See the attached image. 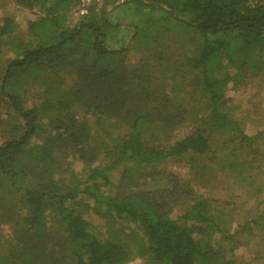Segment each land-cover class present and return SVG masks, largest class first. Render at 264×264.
Here are the masks:
<instances>
[{
  "label": "trees",
  "instance_id": "1",
  "mask_svg": "<svg viewBox=\"0 0 264 264\" xmlns=\"http://www.w3.org/2000/svg\"><path fill=\"white\" fill-rule=\"evenodd\" d=\"M81 1L14 0L43 16L28 28L29 40L38 43L21 45L7 58L1 78L0 101L12 122L9 139L0 144V264H128L135 255L148 264H237L238 230L227 233L219 205L196 197L191 179L181 181L164 166L188 159L198 176L199 158L211 161L213 137L228 130L240 135V146L255 145L256 137L233 121L226 91L264 79V0H104L91 5L74 30H62L59 14ZM129 8L148 11L132 23L142 51L136 65L128 59L133 43L119 46L113 36L131 24L109 19L110 11ZM15 35L14 20L5 18L0 56ZM179 70L197 76L191 86L204 93L210 116L201 130L180 139L149 141L148 129L171 133L187 120L159 85L163 75ZM39 81L37 102L30 105L25 88ZM2 110L0 104L5 125ZM80 111L124 126L107 127L116 137L94 143ZM233 154L244 172L243 154ZM139 166L153 167L147 176L166 181L165 187L143 190ZM248 174L240 180L250 181ZM181 204L182 223L171 218ZM263 218L264 208L246 227L259 228L264 241ZM6 226L13 235L4 240ZM214 233L223 243H214Z\"/></svg>",
  "mask_w": 264,
  "mask_h": 264
},
{
  "label": "rangeland",
  "instance_id": "2",
  "mask_svg": "<svg viewBox=\"0 0 264 264\" xmlns=\"http://www.w3.org/2000/svg\"><path fill=\"white\" fill-rule=\"evenodd\" d=\"M97 3L98 6L102 5V2H92L86 9L87 13L89 7ZM83 7L78 5L76 10L69 11L63 15L62 11L59 16L63 23L61 25L62 30L72 29L74 30L77 23L81 19L80 10ZM115 10V9H114ZM110 11L109 19L115 24H121L122 26L130 25L129 30H119L118 33L114 34V40L119 44L123 42L126 44V48H129L132 43V50L128 55L129 62L131 65H136L140 57H142V51H139L138 47H141L137 42L135 44L134 36L136 32L132 27L134 20L138 19L148 11H136L134 8H129L126 11ZM147 12V13H146ZM65 13V12H64ZM86 13V14H87ZM43 16L38 10H27L18 7L14 0H0V23L5 18H11L14 20L16 25V35L13 41V37L7 38L8 45L4 46L3 52L0 56V84L3 74V67L7 58H13L16 52L21 51V45L32 43L35 46L38 40H29L31 32L28 30L29 23L36 22L39 18ZM63 15V16H62ZM85 15V14H84ZM156 17H160V14H155ZM163 17V16H162ZM175 23L173 21L169 22L170 26ZM172 33H176L171 31ZM169 32V33H171ZM184 32L181 29V34ZM49 39H53L50 35ZM32 41V42H31ZM14 43V45H13ZM15 43L16 46H15ZM135 44V45H134ZM31 47V46H29ZM168 78L166 79V77ZM197 76L181 71L173 74L163 75V80L159 85H164L162 89L166 90L169 96L173 99V104L181 106L186 111V122L178 127L171 133H163L161 131L156 132L153 128L148 129L149 141H174L184 137L190 132H195L201 130L203 126L201 120L208 118L210 115V106L208 105L207 98L204 93L198 88L191 86V81L196 79ZM160 80V79H158ZM157 80V81H158ZM43 81L36 82L29 87L25 88L26 97L29 99L27 101L30 105L32 102H37V92L40 90L41 83ZM19 85H27L24 82H19ZM70 84V83H69ZM157 85V84H156ZM226 95L229 101L228 110L231 113L233 121H235L240 127L241 133L248 137H256L255 145L253 147L240 146L238 143L241 138L236 131L228 130L226 133L217 134L213 137L212 155L210 159L200 157L199 164L201 166L198 176L192 175L193 169L190 167L189 160L172 161L167 163L164 167L165 170L180 176L181 181H186L191 179L192 187L195 191L196 197H202V199L209 200L219 205V208L225 214L224 225L227 233L232 234L238 230L237 236L234 239L236 241L237 250H235V261L237 264H264V241L261 240V232L257 227L247 228V224L251 223L253 220L259 221V214L264 208V79H255L247 87L234 89L233 85H228ZM26 99V100H28ZM34 99V100H31ZM1 108L5 114L4 118L7 123L3 125L0 123V144L9 139V129L10 123L9 117L7 115V104H3L2 101ZM29 105V106H30ZM209 106V107H208ZM12 116V114H10ZM79 118L90 126L91 133L93 135V141L101 142L104 137L107 136L108 140L116 137L112 133L107 132V127L114 126H124L118 124L116 121H108L103 124L98 122L95 115L89 113L86 115L80 111ZM9 121V122H8ZM109 127V130L112 128ZM116 134L117 131L113 130ZM248 147V148H243ZM243 154L241 162L245 166V173H249L250 181L243 182L240 180V174H244L242 167H237L233 160L240 161L236 156H234V151ZM101 157V156H100ZM260 159V163H259ZM259 164H262V175L259 176ZM75 171L80 172L82 167L79 162L74 165ZM140 176L139 181L143 190L153 191L159 190L165 187L166 181H155L151 177L147 176L148 173L153 174V167H138ZM118 172L113 174V180H116ZM145 179H148L144 181ZM259 189L261 191L259 192ZM161 195V193H159ZM262 197V199H261ZM261 199V204L260 203ZM178 206L171 212V218L180 220V216L183 213V204ZM217 207V206H216ZM264 219V218H263ZM92 222L96 225L103 235H108V228L99 219L92 216ZM197 234V233H196ZM12 232L9 227L4 228V234H2L4 240L12 237ZM214 243H223L221 236L217 233L213 234ZM234 241H227V247H235ZM135 247V246H134ZM133 251H136L133 249ZM128 264H148L144 263V260L135 255L133 259Z\"/></svg>",
  "mask_w": 264,
  "mask_h": 264
},
{
  "label": "built area",
  "instance_id": "3",
  "mask_svg": "<svg viewBox=\"0 0 264 264\" xmlns=\"http://www.w3.org/2000/svg\"><path fill=\"white\" fill-rule=\"evenodd\" d=\"M92 2H98V3L102 2V3H103L104 0H82V1H81V6L83 7V9L80 10V14H81V15H84V14L87 13V9H86V7H87L89 4H91Z\"/></svg>",
  "mask_w": 264,
  "mask_h": 264
}]
</instances>
